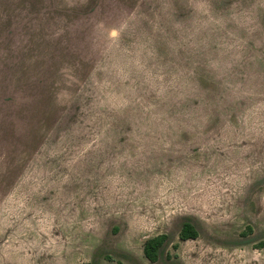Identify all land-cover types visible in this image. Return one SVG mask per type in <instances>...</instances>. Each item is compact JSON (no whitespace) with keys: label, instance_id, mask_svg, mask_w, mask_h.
<instances>
[{"label":"rangeland","instance_id":"obj_1","mask_svg":"<svg viewBox=\"0 0 264 264\" xmlns=\"http://www.w3.org/2000/svg\"><path fill=\"white\" fill-rule=\"evenodd\" d=\"M261 241L264 0H0V264H264Z\"/></svg>","mask_w":264,"mask_h":264},{"label":"trees","instance_id":"obj_2","mask_svg":"<svg viewBox=\"0 0 264 264\" xmlns=\"http://www.w3.org/2000/svg\"><path fill=\"white\" fill-rule=\"evenodd\" d=\"M181 240L195 239L198 236L197 229L190 220H184L179 230ZM168 235L160 234L147 239L143 244V254L151 262L158 261L164 247L168 243ZM259 247H264V241L258 243Z\"/></svg>","mask_w":264,"mask_h":264}]
</instances>
